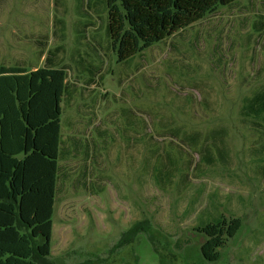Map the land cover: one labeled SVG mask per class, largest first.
Instances as JSON below:
<instances>
[{
    "label": "rangeland",
    "instance_id": "1",
    "mask_svg": "<svg viewBox=\"0 0 264 264\" xmlns=\"http://www.w3.org/2000/svg\"><path fill=\"white\" fill-rule=\"evenodd\" d=\"M263 23L264 0H239L125 66L112 45L107 0H0V65L32 69L49 56L65 67L71 96L62 134L80 141L59 158L67 180L56 194L43 264H249L255 258L245 244L253 233L260 236L264 203L246 212L237 235L228 234L216 202L221 167L195 170L210 144L224 137L243 174L256 134L243 129L240 107L264 85V26L257 32ZM194 137L200 139L195 150L187 145ZM169 150L183 157L165 188L152 156ZM183 183L192 185L179 193ZM253 243L264 257V238Z\"/></svg>",
    "mask_w": 264,
    "mask_h": 264
},
{
    "label": "trees",
    "instance_id": "2",
    "mask_svg": "<svg viewBox=\"0 0 264 264\" xmlns=\"http://www.w3.org/2000/svg\"><path fill=\"white\" fill-rule=\"evenodd\" d=\"M238 1L107 0L108 28L118 62L132 64L145 49L221 6L236 7ZM60 23L64 28L63 20ZM28 68L0 65V264H43L50 255L54 202L67 180L60 171L59 158L68 155L69 144L80 145L79 140L62 134L63 106L71 96L66 68L49 56L44 66ZM263 113L264 85L244 97L240 108L243 129L257 133L256 142L262 144L251 146L248 156H264L263 126L250 119ZM261 119L264 121V116ZM186 137L184 133L181 140ZM199 141L194 137L187 145L195 150ZM209 147L200 159L210 166L229 156L224 138ZM164 154L152 157L155 176L167 188L173 185L178 158L183 156L170 150ZM258 175L264 179V165ZM186 185H178V192Z\"/></svg>",
    "mask_w": 264,
    "mask_h": 264
},
{
    "label": "crops",
    "instance_id": "3",
    "mask_svg": "<svg viewBox=\"0 0 264 264\" xmlns=\"http://www.w3.org/2000/svg\"><path fill=\"white\" fill-rule=\"evenodd\" d=\"M242 105V104H241ZM241 108V107H240ZM264 116V113L257 118H250L257 122H260L264 129V121H262L261 117ZM255 133V132H254ZM253 140V146H262L256 142L257 133ZM224 138V137H223ZM222 138V139H223ZM225 140V138H224ZM226 142V141H225ZM257 143V144H256ZM229 145V144H228ZM229 156H224V162L219 164L216 162V165L210 166L204 163L203 159L198 164V169L195 170L197 174L201 175L208 170V168H216L221 167V177L220 186L222 189L221 197L218 201L219 206L224 210V214H222L221 224L225 229V225H227V233L228 234H238L241 227L243 226V219L246 218V212H251L252 209L259 208L260 204L264 203V179L258 175V172H261L264 165V156L261 158L254 156H243V174L236 167L238 166L237 158L233 156L231 153V147ZM188 171V170H187ZM188 172L183 173V175H187ZM182 174V173H181ZM175 177V176H174ZM236 178V179H234ZM192 183H188L185 186V189L182 193H186L187 190L191 187ZM232 193H236V198H233ZM196 194V193H195ZM205 224V223H203ZM260 224L263 226L262 230L259 231V235L249 236L246 238L247 243L245 246L251 250L250 256L255 255V258L250 260L249 264H264V257L259 255L256 251H254V243L256 241H261L264 238V219L260 221ZM251 232H255L254 230L249 229V234ZM229 241V240H228ZM228 246V244H227ZM224 250V249H223ZM236 256L240 257L241 255L238 251H236ZM224 256V252L220 257ZM250 258V257H249ZM231 264V263H228Z\"/></svg>",
    "mask_w": 264,
    "mask_h": 264
}]
</instances>
